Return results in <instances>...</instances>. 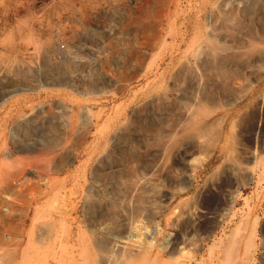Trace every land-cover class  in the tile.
Masks as SVG:
<instances>
[{
    "label": "rangeland",
    "instance_id": "1",
    "mask_svg": "<svg viewBox=\"0 0 264 264\" xmlns=\"http://www.w3.org/2000/svg\"><path fill=\"white\" fill-rule=\"evenodd\" d=\"M0 75V264H264V0H0Z\"/></svg>",
    "mask_w": 264,
    "mask_h": 264
},
{
    "label": "built area",
    "instance_id": "2",
    "mask_svg": "<svg viewBox=\"0 0 264 264\" xmlns=\"http://www.w3.org/2000/svg\"><path fill=\"white\" fill-rule=\"evenodd\" d=\"M255 256H264V233L259 230L257 232V237H256V250L254 253Z\"/></svg>",
    "mask_w": 264,
    "mask_h": 264
},
{
    "label": "bare ground",
    "instance_id": "3",
    "mask_svg": "<svg viewBox=\"0 0 264 264\" xmlns=\"http://www.w3.org/2000/svg\"><path fill=\"white\" fill-rule=\"evenodd\" d=\"M251 2V1H250ZM29 4V3H28ZM252 5V4H251ZM17 6V5H16ZM15 6V7H16ZM23 8V7H22ZM247 9V8H246ZM17 10V9H16ZM250 10V9H249ZM19 12V11H18ZM15 14V13H14ZM19 14V13H18ZM246 14H248V12L246 13ZM132 16V15H131ZM134 51V50H133ZM136 57H138V56H136ZM140 57V56H139ZM43 60H45V58L43 59ZM47 60V59H46ZM130 60V59H129ZM140 60V59H139ZM44 62V61H43ZM42 62V63H43ZM46 62V61H45ZM44 62V64L46 65V63ZM68 63V62H67ZM132 63V62H131ZM49 64V63H48ZM187 64V63H186ZM189 64V63H188ZM43 65V64H42ZM66 65V64H65ZM18 66V65H17ZM20 66V65H19ZM40 66H41V64H40ZM40 66H39V68H40ZM44 66V65H43ZM16 67V66H15ZM22 67V66H21ZM42 67V66H41ZM184 67V69H185V66H183ZM43 68H45V67H43ZM7 69V68H6ZM10 69V68H9ZM23 69V68H22ZM21 69V70H22ZM41 69V68H40ZM21 70H20V72H21ZM45 70V69H44ZM187 70H188V68H187ZM28 71V70H27ZM30 71V70H29ZM43 71V70H42ZM183 71V70H182ZM19 71H15V76L16 75H19V74H21ZM31 72V71H30ZM45 72V71H44ZM47 72V71H46ZM57 72V71H56ZM181 72V71H180ZM26 74V73H25ZM31 74V73H30ZM184 74H185V72H184ZM23 75V74H22ZM27 75V74H26ZM179 75H180V73H179ZM1 76V75H0ZM24 76V75H23ZM51 77V76H50ZM60 78V77H59ZM61 79V78H60ZM33 81V80H32ZM30 82V81H29ZM54 82V81H53ZM32 83V82H31ZM55 83V82H54ZM61 83V82H60ZM28 86V85H27ZM56 86V85H55ZM31 88H34V87H31ZM35 89V88H34ZM32 90V89H31ZM37 124V123H36ZM41 125H43V124H41ZM19 127H21V126H19ZM28 127V126H27ZM47 127H49L48 126V123H47ZM22 129V128H21ZM23 129H24V127H23ZM53 129H54V127H53ZM25 131V130H24ZM135 156V155H134ZM126 158V157H125Z\"/></svg>",
    "mask_w": 264,
    "mask_h": 264
}]
</instances>
